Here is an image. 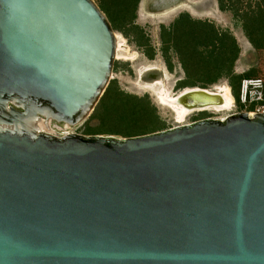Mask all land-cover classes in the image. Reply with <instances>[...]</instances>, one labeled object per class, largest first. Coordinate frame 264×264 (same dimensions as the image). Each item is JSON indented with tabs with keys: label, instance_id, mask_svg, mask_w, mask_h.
<instances>
[{
	"label": "water",
	"instance_id": "1",
	"mask_svg": "<svg viewBox=\"0 0 264 264\" xmlns=\"http://www.w3.org/2000/svg\"><path fill=\"white\" fill-rule=\"evenodd\" d=\"M117 54L96 0H0V264H264V113L67 130L95 111Z\"/></svg>",
	"mask_w": 264,
	"mask_h": 264
},
{
	"label": "trees",
	"instance_id": "2",
	"mask_svg": "<svg viewBox=\"0 0 264 264\" xmlns=\"http://www.w3.org/2000/svg\"><path fill=\"white\" fill-rule=\"evenodd\" d=\"M218 1L220 8L225 10L227 0ZM231 1L235 13L242 18L243 29L251 44L256 49L264 50V0L257 1L256 8L251 11H241V7L237 6L241 0ZM98 2L115 30L129 36L127 28H132L138 35L139 27L135 20L141 0ZM161 41V52L168 69L174 71L173 55H176L185 71V79L179 81L177 86L207 89L226 80L233 95L238 98L240 82L245 73L238 75L235 72L241 48L232 32L220 30L209 20L195 19L189 12H183L171 25L162 26ZM143 44L147 46L146 54L154 58L155 51L151 45L148 42ZM102 115L114 119L115 127H119H111L102 133H120L127 137L155 132L160 126L157 109L148 98L126 94L115 84L109 85L91 118Z\"/></svg>",
	"mask_w": 264,
	"mask_h": 264
},
{
	"label": "rangeland",
	"instance_id": "3",
	"mask_svg": "<svg viewBox=\"0 0 264 264\" xmlns=\"http://www.w3.org/2000/svg\"><path fill=\"white\" fill-rule=\"evenodd\" d=\"M96 1L99 4L98 0ZM257 1L259 0H241L237 6L241 7V11H251L256 8ZM232 6L231 0L226 1L225 10L220 8L218 0H141L135 20V24L139 27L138 35L132 28H127L129 36L116 30L118 35L125 38V41L120 47L121 54L115 61L110 85L115 84L119 90L126 94L148 98L156 107L159 115L160 126L157 131L206 118L204 117L206 114L193 111L185 121L178 122L175 111L171 107L161 104L153 92L145 88L147 84L155 83L158 80L164 81V85L172 95H177L188 88L177 86L179 81L186 77L178 57L173 55L174 71L171 72L161 52L162 26L171 25L181 13L189 12L187 7H194L199 11L200 18L189 12L195 19L209 20L220 30H229L237 38L241 48L240 57L235 64V72L238 75L245 73V76H255L264 73V50L256 49L251 44L243 29L242 18L235 13ZM146 42L154 49V58H150L146 54L147 46L143 44ZM124 56L128 57L124 58ZM149 67L155 69L149 70ZM224 81L226 80H221V84ZM107 118L106 115L94 118L90 116L84 123L76 127H68L67 130L85 135H106L109 133L102 132L115 127L114 119ZM113 135L126 137L120 133Z\"/></svg>",
	"mask_w": 264,
	"mask_h": 264
},
{
	"label": "built area",
	"instance_id": "4",
	"mask_svg": "<svg viewBox=\"0 0 264 264\" xmlns=\"http://www.w3.org/2000/svg\"><path fill=\"white\" fill-rule=\"evenodd\" d=\"M221 83L222 82L214 84L207 89L219 92L221 85L225 84L229 86L227 81H224L223 84ZM196 111L206 114V118L229 116L239 111H247L252 115L264 113V73L256 76H245L241 80L238 98L234 96V101L230 109L224 110L217 109L216 107H209Z\"/></svg>",
	"mask_w": 264,
	"mask_h": 264
},
{
	"label": "bare ground",
	"instance_id": "5",
	"mask_svg": "<svg viewBox=\"0 0 264 264\" xmlns=\"http://www.w3.org/2000/svg\"><path fill=\"white\" fill-rule=\"evenodd\" d=\"M118 35V34H117ZM125 41V38H123L122 36L118 35V54L117 57H119V55L121 54L120 52V47L122 45V43ZM128 56H124V58H127ZM132 58V57H131ZM150 69H155V68H148ZM145 85V84H144ZM143 85V88H144ZM146 89L150 90L151 92H153V94L158 98L159 102L163 105L169 106L171 107L176 114V118L178 122H183L186 120L187 116L193 112V111H188L187 109H185L182 105L177 103V95H172L170 90L166 88V86L164 85V81L163 80H158L155 83L152 84H147L145 86ZM219 93L223 94L227 101L225 104H223L220 107H216L217 109H230V107L232 106V103L234 101V96L233 93L231 91V88L227 85H221L220 86V90ZM183 124V123H182Z\"/></svg>",
	"mask_w": 264,
	"mask_h": 264
},
{
	"label": "crops",
	"instance_id": "6",
	"mask_svg": "<svg viewBox=\"0 0 264 264\" xmlns=\"http://www.w3.org/2000/svg\"><path fill=\"white\" fill-rule=\"evenodd\" d=\"M188 9V11L192 14V15H195V16H198L199 18H200V14H199V11L198 10H196L194 7H187Z\"/></svg>",
	"mask_w": 264,
	"mask_h": 264
},
{
	"label": "snow or ice",
	"instance_id": "7",
	"mask_svg": "<svg viewBox=\"0 0 264 264\" xmlns=\"http://www.w3.org/2000/svg\"><path fill=\"white\" fill-rule=\"evenodd\" d=\"M56 6H53V8H55Z\"/></svg>",
	"mask_w": 264,
	"mask_h": 264
}]
</instances>
